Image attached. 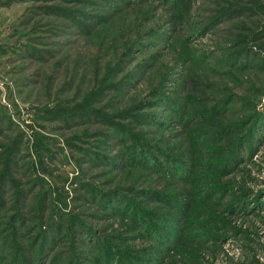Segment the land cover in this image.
I'll return each mask as SVG.
<instances>
[{"label":"rangeland","instance_id":"rangeland-1","mask_svg":"<svg viewBox=\"0 0 264 264\" xmlns=\"http://www.w3.org/2000/svg\"><path fill=\"white\" fill-rule=\"evenodd\" d=\"M0 264H264V0H0Z\"/></svg>","mask_w":264,"mask_h":264}]
</instances>
